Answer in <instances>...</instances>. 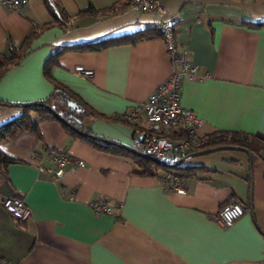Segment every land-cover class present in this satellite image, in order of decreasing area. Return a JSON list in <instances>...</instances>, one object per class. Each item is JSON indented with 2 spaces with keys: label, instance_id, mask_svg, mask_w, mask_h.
<instances>
[{
  "label": "crops",
  "instance_id": "crops-1",
  "mask_svg": "<svg viewBox=\"0 0 264 264\" xmlns=\"http://www.w3.org/2000/svg\"><path fill=\"white\" fill-rule=\"evenodd\" d=\"M2 1L0 50L8 55L13 45L27 52L0 78L1 101H44L58 83L91 111L83 115L85 130L107 141L134 148L135 137L162 131L125 117L172 72L160 35L64 50L45 74L55 51L156 27L154 13L134 10L128 0H57L65 15L56 17L45 0L15 10ZM162 2L179 47L190 50L205 76L184 80L182 105L205 120L201 133L248 135L252 157L238 148L204 154L190 163L206 168L183 178L178 193L163 175H142L130 157L74 137L60 120L40 119L41 140L23 132L0 142L20 161L0 164V193L21 197L32 209L21 221L0 206V258L20 264H264V0ZM78 65L92 69V79L77 74ZM54 106L69 111L59 101ZM21 112L0 103V125ZM53 149L86 164L54 180L44 170ZM234 198L247 209L224 227L218 212ZM102 199L115 214L94 211L92 201Z\"/></svg>",
  "mask_w": 264,
  "mask_h": 264
},
{
  "label": "built area",
  "instance_id": "built-area-1",
  "mask_svg": "<svg viewBox=\"0 0 264 264\" xmlns=\"http://www.w3.org/2000/svg\"><path fill=\"white\" fill-rule=\"evenodd\" d=\"M29 0H3L9 9L15 10ZM130 7L142 12L154 13L157 18V29L166 44L172 62V72L147 97L126 113L125 117L135 122L158 124L160 133H147L133 139V147L148 154L156 161L163 162L173 159L174 155L190 150H202L207 142L206 133H201L206 126L198 113L182 105V86L185 79H203L198 73V66L190 59V50L180 48L176 41L174 22L165 19L166 8L162 0H129ZM74 71L92 79L94 71L82 65L74 67ZM85 162L61 149H53L50 153V164L44 170L52 179H61L67 172L85 166ZM164 180L168 187L178 193L184 192L182 178L175 173H166ZM96 213L115 214L113 207L106 199L92 201ZM0 206L12 215L25 221L30 218L32 209L26 201L18 196L5 197L0 193ZM121 208V204L119 205ZM247 205L239 198L225 203L218 212V218L224 227L231 226L246 211ZM0 264H20L0 258Z\"/></svg>",
  "mask_w": 264,
  "mask_h": 264
},
{
  "label": "trees",
  "instance_id": "trees-1",
  "mask_svg": "<svg viewBox=\"0 0 264 264\" xmlns=\"http://www.w3.org/2000/svg\"><path fill=\"white\" fill-rule=\"evenodd\" d=\"M45 1L56 17L60 13H63L65 15L57 0ZM156 29L157 27H149L144 30H137L133 33L117 37L113 36L91 42L66 45L63 48L55 51L54 55H52L53 57L48 59L45 65V74L49 76L50 69L53 63L56 61L57 55L61 54L64 50H98L117 43H136L140 40L160 35L158 29ZM9 50L10 51L8 55L0 50V78L6 73L8 69H10L14 65H17L27 52L25 46L15 47L13 45H10ZM71 100H75L78 105L76 107L70 106L69 102ZM55 101H59L60 103L64 104L69 109V111L60 112L58 108L54 106ZM0 103L18 106L22 110L21 114L18 117L8 120L0 125V142L3 140H13L23 132H29L36 136L38 140H41L42 137L38 125V120H60L58 118V114H60L63 117V119L60 121L63 123V125L71 135L85 140L99 150L130 157L134 161L136 166L140 169V173L142 175L164 176L166 173H175L183 179L188 176H193L197 174L199 170L206 168L204 165L191 164L190 162H188L189 159L182 162L180 161L186 155L200 150L195 149L190 150L189 152H181L179 155H174L173 159L171 158L167 161L157 162L153 159L152 156L146 154L148 155L147 157L145 156V153H142L138 149L107 141L102 137H99L94 133L85 130V128L82 126L83 115L91 111L88 110L89 108L87 109V107H85V105L78 100L77 96L74 93L68 91L65 86L58 83L55 84L53 94L49 99L44 101H37V103L41 104H37L36 102L26 104H13L1 100ZM248 139V135L241 132L219 131L217 133L208 135L204 149L222 146H234L244 147L251 151V147L248 145ZM13 162L20 161L19 159L6 154L0 149V164L7 165Z\"/></svg>",
  "mask_w": 264,
  "mask_h": 264
},
{
  "label": "water",
  "instance_id": "water-1",
  "mask_svg": "<svg viewBox=\"0 0 264 264\" xmlns=\"http://www.w3.org/2000/svg\"><path fill=\"white\" fill-rule=\"evenodd\" d=\"M37 104H41V103H37ZM69 105L72 106V107H76L78 104H77V102L75 100H71L69 102ZM58 118L60 120L63 119V117L60 114H58ZM231 148H238L240 150H243V151L247 152L250 157H252L251 152H249L248 149H246L244 147L222 146V147H214V148H209V149H203V150H200V151H197V152H192V153L186 155L185 157H183L180 161L182 162V161L187 160V159H190V158H192L194 156L204 155V154H208V153L215 152V151H218V150L231 149ZM145 156L148 157V155H146V154H145Z\"/></svg>",
  "mask_w": 264,
  "mask_h": 264
},
{
  "label": "rangeland",
  "instance_id": "rangeland-1",
  "mask_svg": "<svg viewBox=\"0 0 264 264\" xmlns=\"http://www.w3.org/2000/svg\"><path fill=\"white\" fill-rule=\"evenodd\" d=\"M221 152L220 153H224V152H228L229 150H220ZM203 157H206V156H204V155H200V156H194V157H192V158H190L189 160H188V162H196V161H202L203 159H206V158H203Z\"/></svg>",
  "mask_w": 264,
  "mask_h": 264
}]
</instances>
